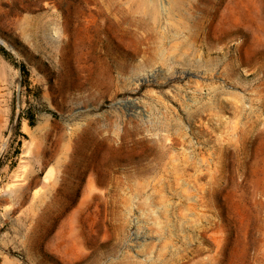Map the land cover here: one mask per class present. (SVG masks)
I'll return each instance as SVG.
<instances>
[{
  "label": "rangeland",
  "instance_id": "obj_1",
  "mask_svg": "<svg viewBox=\"0 0 264 264\" xmlns=\"http://www.w3.org/2000/svg\"><path fill=\"white\" fill-rule=\"evenodd\" d=\"M0 264H264V0H0Z\"/></svg>",
  "mask_w": 264,
  "mask_h": 264
},
{
  "label": "trees",
  "instance_id": "obj_2",
  "mask_svg": "<svg viewBox=\"0 0 264 264\" xmlns=\"http://www.w3.org/2000/svg\"><path fill=\"white\" fill-rule=\"evenodd\" d=\"M1 51H2L5 55H7V52H6V51H4L3 49H1ZM20 69H21L22 73H24V74L27 73L24 65H21V66H20Z\"/></svg>",
  "mask_w": 264,
  "mask_h": 264
}]
</instances>
